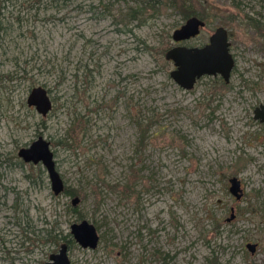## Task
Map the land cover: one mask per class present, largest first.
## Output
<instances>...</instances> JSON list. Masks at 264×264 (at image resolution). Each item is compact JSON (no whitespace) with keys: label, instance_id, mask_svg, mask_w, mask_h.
I'll list each match as a JSON object with an SVG mask.
<instances>
[{"label":"rangeland","instance_id":"rangeland-1","mask_svg":"<svg viewBox=\"0 0 264 264\" xmlns=\"http://www.w3.org/2000/svg\"><path fill=\"white\" fill-rule=\"evenodd\" d=\"M11 1L0 0V264H43L62 244L70 264H264V126L253 119L264 0H189L207 19L183 45L223 27L235 62L229 84L203 77L189 91L164 59L185 22L165 0ZM38 86L46 117L26 105ZM38 137L82 220L74 197L54 196L44 168L18 157ZM81 221L96 228L94 250L61 240Z\"/></svg>","mask_w":264,"mask_h":264},{"label":"water","instance_id":"water-1","mask_svg":"<svg viewBox=\"0 0 264 264\" xmlns=\"http://www.w3.org/2000/svg\"><path fill=\"white\" fill-rule=\"evenodd\" d=\"M205 22L198 17H190L171 35L172 42L180 44L197 37L205 28ZM164 59L171 62L175 68L169 73L171 80L184 91L192 90L196 80L203 76H221L225 82L229 81L230 72L233 68V59L229 53L227 32L223 27L215 29L209 41L203 47L188 48L186 46H174L169 48ZM26 105L33 108L40 117H46L52 110L53 104L43 87H34L30 90ZM254 120H258L264 126V105H260L253 112ZM18 157L23 163L41 165L47 175L50 190L54 196H60L64 190V183L56 170L53 152L50 143L38 137L29 147L20 149ZM228 192L237 201L241 200L243 190L240 181L233 177L228 180ZM80 199L74 197L71 206L77 207ZM234 219L233 209L227 222ZM70 235L73 241L82 249L94 250L98 246L99 236L96 228L87 221L74 223L70 226ZM246 249L253 254L256 245L247 244ZM67 246L62 244L57 253L51 254L49 260L43 264H70L67 255Z\"/></svg>","mask_w":264,"mask_h":264},{"label":"trees","instance_id":"trees-1","mask_svg":"<svg viewBox=\"0 0 264 264\" xmlns=\"http://www.w3.org/2000/svg\"><path fill=\"white\" fill-rule=\"evenodd\" d=\"M165 2L170 9H172L174 11H178L180 13V15H182L183 20H186V19L193 17V16L198 17L199 19H201L203 21H205L207 19V17H206L207 15L200 14V13H197L194 11L189 0H165ZM166 4H164V5H166ZM256 27H257V25H256ZM141 132H143V129H141ZM61 195L65 196V197L73 198V197H77L78 192L74 189H71L69 187L64 186V190H63ZM70 210L73 213H77L79 220L83 219V216L79 212L78 208L73 207ZM52 240H54V239H52ZM61 240H64V242L66 244H68V243L71 245L74 244V241L72 239H69V241H67L66 238L63 237V239H61ZM54 242H56V241H54Z\"/></svg>","mask_w":264,"mask_h":264},{"label":"flooded vegetation","instance_id":"flooded-vegetation-1","mask_svg":"<svg viewBox=\"0 0 264 264\" xmlns=\"http://www.w3.org/2000/svg\"><path fill=\"white\" fill-rule=\"evenodd\" d=\"M7 1H8V0H6V2H7ZM11 2L13 3L14 0H12ZM204 22H205V21H204ZM205 25H206V23H205ZM201 31H202V30H201ZM226 32H227V31H226ZM200 33H201V32H200ZM212 34H213V33H212ZM212 34H211V35H212ZM211 35H210V36H211ZM198 36H199V35H198ZM198 36H197V37H198ZM197 37H195V38H197ZM195 38H192V39H190V40H188V41H191V40H193V39H195ZM209 38H210V37H209ZM227 38H228V34H227ZM188 41H187V42H188ZM208 41H209V39H208ZM184 43H186V42H183V43H180V44H175V43H174V44H175V46H185V45H183ZM207 43H208V42H207ZM207 43H206V44H207ZM228 43H229V40H228ZM206 44H204V45H206ZM204 45H202V46H191V47H188V48H193V47H203ZM173 47H174V46H173ZM186 47H187V46H186ZM229 53H230V43H229ZM230 55H231V53H230ZM231 57H232V59H233V56H232V55H231ZM234 65H235V62H234V59H233V68H232V70H231V72H230V76H229V81H228V82H225V81L222 79V77L219 76V75H218V76H215V77H213V78H216V77H217V78H220V79L222 80V82H223L225 85L229 84V83H230L231 73H232V71H233V69H234ZM174 69H175V68H174ZM174 69H173V70H174ZM203 77H211V76H203ZM203 77H201V78H203ZM201 78H200V79H201ZM200 79L196 80V83H197ZM173 83H174V82H173ZM196 83H195V84H196ZM175 85H176V84H175ZM194 86H195V85H194ZM177 87H178V86H177ZM193 88H194V87H193ZM260 105H264V104H260ZM260 105H258V107H259ZM258 107H256L255 109H257ZM255 109H254V110H255ZM253 112H254V111H253ZM253 116H254V114H253ZM256 121H258V120H256ZM261 124H262V123H261ZM262 125H263V124H262Z\"/></svg>","mask_w":264,"mask_h":264}]
</instances>
